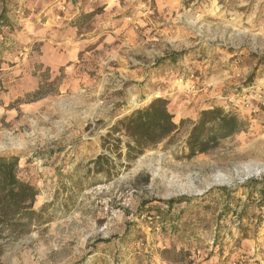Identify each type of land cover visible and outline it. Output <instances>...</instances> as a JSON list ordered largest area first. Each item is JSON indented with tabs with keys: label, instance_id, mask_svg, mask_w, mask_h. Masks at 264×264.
<instances>
[{
	"label": "rangeland",
	"instance_id": "rangeland-1",
	"mask_svg": "<svg viewBox=\"0 0 264 264\" xmlns=\"http://www.w3.org/2000/svg\"><path fill=\"white\" fill-rule=\"evenodd\" d=\"M49 18L61 63L33 41V91L0 78V136L26 146L0 155L43 209L1 241L0 264H264V0H0V53ZM155 97L176 123L220 106L248 125L188 157L185 122L132 166L104 136ZM99 153L110 176L91 169Z\"/></svg>",
	"mask_w": 264,
	"mask_h": 264
},
{
	"label": "trees",
	"instance_id": "trees-1",
	"mask_svg": "<svg viewBox=\"0 0 264 264\" xmlns=\"http://www.w3.org/2000/svg\"><path fill=\"white\" fill-rule=\"evenodd\" d=\"M185 122L191 124L186 138L188 157L216 148L222 139L245 130L248 125L238 114L220 106L201 110L195 120L181 119L176 123L174 114L168 108V100L155 97L147 104L117 118L104 136L103 147L129 162L146 148L172 138ZM121 136L126 138L124 153L120 151L123 141ZM90 163L94 173L108 176L114 166L113 160L106 153H99ZM17 169V156L0 155V255L1 241L7 236L27 233L33 224L39 222L43 210L33 208L38 190L30 182L21 179ZM172 202L168 201L169 204Z\"/></svg>",
	"mask_w": 264,
	"mask_h": 264
},
{
	"label": "crops",
	"instance_id": "crops-1",
	"mask_svg": "<svg viewBox=\"0 0 264 264\" xmlns=\"http://www.w3.org/2000/svg\"><path fill=\"white\" fill-rule=\"evenodd\" d=\"M65 2V0H63ZM69 6V3L68 5ZM62 8H66V5L62 6ZM67 13V12H65ZM74 14V13H73ZM72 14L69 16L71 17ZM56 17H60V15H56ZM68 17V18H69ZM61 18H64L61 17ZM49 27L41 26V27H33L31 31H28L25 35H22L20 39L21 42H29L28 47H24V50L18 51H11L5 50L0 53V57L4 60H7L12 63L8 64L5 62H1L0 64V71H2L0 78L5 79L9 77V79H12V81L15 82L16 86H20L21 91L24 89V92L27 91H33V66H30L29 63L31 60L26 59V52L29 50L32 51L31 46L33 47V41H41V52L42 54L39 55V61H41L44 66L51 65L52 63H61L59 60L61 59L60 56L58 57H52L47 54V48L49 47V42L59 43L62 42V38L58 34L60 33V30L55 27V25L61 24L58 20L55 18H49ZM64 26L63 24H61ZM68 37V36H67ZM66 38V37H65ZM16 39V38H15ZM14 39V40H15ZM16 42L17 39H16ZM33 53V52H31ZM31 59V57H30ZM11 82V81H10Z\"/></svg>",
	"mask_w": 264,
	"mask_h": 264
},
{
	"label": "bare ground",
	"instance_id": "bare-ground-1",
	"mask_svg": "<svg viewBox=\"0 0 264 264\" xmlns=\"http://www.w3.org/2000/svg\"><path fill=\"white\" fill-rule=\"evenodd\" d=\"M132 105H136V101L131 102ZM4 133V132H3ZM7 134V133H6ZM30 143V142H29ZM26 146L24 145L23 141L20 138L15 137H9L8 135H2L0 136V149L9 148V149H24ZM141 159H139V163L137 167L141 166ZM143 166V165H142ZM254 170H257V166H254ZM158 173H154V175H157ZM220 177H224V175L219 174Z\"/></svg>",
	"mask_w": 264,
	"mask_h": 264
},
{
	"label": "water",
	"instance_id": "water-1",
	"mask_svg": "<svg viewBox=\"0 0 264 264\" xmlns=\"http://www.w3.org/2000/svg\"><path fill=\"white\" fill-rule=\"evenodd\" d=\"M137 163V160H134L133 163H132V166H135Z\"/></svg>",
	"mask_w": 264,
	"mask_h": 264
}]
</instances>
